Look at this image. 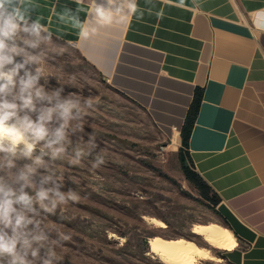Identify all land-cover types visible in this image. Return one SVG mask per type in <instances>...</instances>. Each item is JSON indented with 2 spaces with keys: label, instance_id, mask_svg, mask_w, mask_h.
I'll list each match as a JSON object with an SVG mask.
<instances>
[{
  "label": "crops",
  "instance_id": "1",
  "mask_svg": "<svg viewBox=\"0 0 264 264\" xmlns=\"http://www.w3.org/2000/svg\"><path fill=\"white\" fill-rule=\"evenodd\" d=\"M29 2L31 19L43 17L54 37L142 105L177 150L202 90L190 157L221 198L219 221L236 241L224 250L234 264H264V0H137V14L87 39L72 17L83 22L92 0Z\"/></svg>",
  "mask_w": 264,
  "mask_h": 264
},
{
  "label": "rangeland",
  "instance_id": "2",
  "mask_svg": "<svg viewBox=\"0 0 264 264\" xmlns=\"http://www.w3.org/2000/svg\"><path fill=\"white\" fill-rule=\"evenodd\" d=\"M52 39L43 73L48 86L63 85L65 95L76 92L93 99L81 135L87 139L93 133L105 158L96 170H90L91 158L78 165L67 158L57 162L63 190L73 188L80 195L47 220L53 235L70 237L56 249L60 264H165L150 251L155 236L184 237L207 248V257H197L196 264H234L227 250L192 232L195 224L224 225L186 180L168 135L142 105L103 79L75 46ZM161 222L166 227H158Z\"/></svg>",
  "mask_w": 264,
  "mask_h": 264
},
{
  "label": "clouds",
  "instance_id": "3",
  "mask_svg": "<svg viewBox=\"0 0 264 264\" xmlns=\"http://www.w3.org/2000/svg\"><path fill=\"white\" fill-rule=\"evenodd\" d=\"M31 10L29 0H0V264H60L56 249L70 237L53 235L47 220L80 195L63 190L57 162L105 164L94 134L81 135L93 99L48 86L52 33ZM137 12V0H92L83 22L72 19L87 39Z\"/></svg>",
  "mask_w": 264,
  "mask_h": 264
},
{
  "label": "bare ground",
  "instance_id": "4",
  "mask_svg": "<svg viewBox=\"0 0 264 264\" xmlns=\"http://www.w3.org/2000/svg\"><path fill=\"white\" fill-rule=\"evenodd\" d=\"M158 227H166L164 222L158 223ZM192 232L201 236L206 243L220 249H232L236 241L226 227L217 223L195 224ZM150 251L157 254L159 260L165 264H196L199 256L207 257L209 250L199 246L192 240L184 237L176 239H164L159 236L149 240ZM212 257V256H211Z\"/></svg>",
  "mask_w": 264,
  "mask_h": 264
},
{
  "label": "trees",
  "instance_id": "5",
  "mask_svg": "<svg viewBox=\"0 0 264 264\" xmlns=\"http://www.w3.org/2000/svg\"><path fill=\"white\" fill-rule=\"evenodd\" d=\"M202 101V90L196 88L193 100L187 111L184 124L181 129V147L178 150V156L182 166V171L191 187L198 192L201 199L206 204L213 207L218 217H222L221 213L217 210V206L221 202L219 194L205 181V179L195 170L194 164L189 153V141L199 113V108ZM223 218V217H222ZM225 226H228L227 221ZM224 224V223H223Z\"/></svg>",
  "mask_w": 264,
  "mask_h": 264
}]
</instances>
